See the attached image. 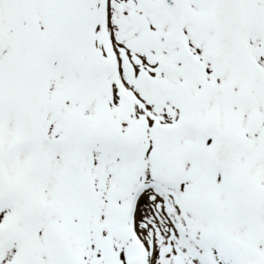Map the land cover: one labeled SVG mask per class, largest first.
Listing matches in <instances>:
<instances>
[{
    "label": "snow or ice",
    "instance_id": "obj_1",
    "mask_svg": "<svg viewBox=\"0 0 264 264\" xmlns=\"http://www.w3.org/2000/svg\"><path fill=\"white\" fill-rule=\"evenodd\" d=\"M0 264H264V0H0Z\"/></svg>",
    "mask_w": 264,
    "mask_h": 264
}]
</instances>
